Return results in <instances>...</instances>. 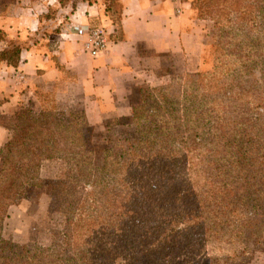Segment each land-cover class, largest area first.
<instances>
[{"label":"trees","instance_id":"trees-1","mask_svg":"<svg viewBox=\"0 0 264 264\" xmlns=\"http://www.w3.org/2000/svg\"><path fill=\"white\" fill-rule=\"evenodd\" d=\"M211 1L216 6L220 0ZM18 3L0 0V17ZM207 4L192 2L194 15L212 20ZM103 6L121 31V0H104ZM23 51L21 45L1 50L0 65L18 67ZM145 93L133 116L145 106ZM256 99V116L240 132L229 124L219 129L210 118L185 141L172 139L180 125L161 116V124L148 122L139 129L141 137L119 152L106 149L97 170L86 156L94 152L78 121L66 125L45 107L36 115L23 105L10 120L0 112V127L11 133L0 150V264H240L249 242L264 241V135L252 132L264 126V98ZM257 116L261 124L252 122ZM82 118L81 126H87L84 112ZM63 128L68 137L59 141ZM198 132L213 141L202 142ZM54 159L70 166L57 182L62 230L52 232L48 247L17 245L4 234L9 209L30 194L43 162ZM94 172L107 181L94 179ZM236 245L244 248L239 252ZM226 251L234 254H218Z\"/></svg>","mask_w":264,"mask_h":264},{"label":"rangeland","instance_id":"rangeland-1","mask_svg":"<svg viewBox=\"0 0 264 264\" xmlns=\"http://www.w3.org/2000/svg\"><path fill=\"white\" fill-rule=\"evenodd\" d=\"M205 1L211 5L213 19L206 16L207 19L202 20L194 15V19L202 23L198 33L206 43L204 56L196 62L197 67L192 71L176 74L173 69L163 68L159 80L142 84L140 89L146 91L148 99L143 109L137 110L134 116L132 108L123 112L119 119H109L106 126L101 128L92 127L89 123L81 126L84 109L80 102L71 103L70 99L58 97L55 93L41 96L40 92L10 110L3 107L8 99L2 95L0 112L6 120H10L23 105L30 107L36 115L45 107L46 110H53L66 125L73 120L78 121L87 148L93 149L94 153L86 156L92 157L95 170L103 168L106 149L119 152L127 142L139 139V129L151 121L161 124L165 119L171 123L177 120L180 126L175 133L178 137L174 135L172 139L181 138L183 141L190 130L202 126L210 118L213 125L220 123L219 129L221 125L229 124L240 132L244 127L242 123L256 116L255 103L258 99L255 98L260 95L264 98V0H220L216 6L211 0ZM83 3L103 4L104 0H19L5 16L0 17V23L10 17L17 24L12 33L0 30L4 32V37L0 39V51L14 45H21L25 51L49 38L59 43L56 35L70 31V19ZM198 5L206 7L201 3ZM258 119L257 116L252 122L261 124ZM260 128L258 132L252 130L254 137L261 132L264 135V126ZM58 130L59 141L61 137H68L66 128ZM164 132L161 134L164 135ZM8 134L10 138L9 131ZM198 136L203 137L202 142L213 141L203 132H198ZM59 144L62 152L65 151L63 142ZM176 147L181 148L180 145ZM84 167L87 168L85 164ZM69 168L63 160L43 162L40 179L34 181L30 194L19 205L9 209L4 223L6 239L21 246H50L52 232L60 231L64 220L61 213L62 186H57V182L64 178L66 172H70ZM93 178L100 182L107 181L95 172ZM247 245L249 254L240 264H264V241L257 245L249 242ZM235 247L239 252L244 248L241 245ZM231 253L218 252L221 256L229 257H232Z\"/></svg>","mask_w":264,"mask_h":264},{"label":"crops","instance_id":"crops-1","mask_svg":"<svg viewBox=\"0 0 264 264\" xmlns=\"http://www.w3.org/2000/svg\"><path fill=\"white\" fill-rule=\"evenodd\" d=\"M192 2L121 0V31L103 4H81L70 22L104 27L108 50L91 57L69 30L56 35L59 43L49 38L33 45L23 51L18 67L0 65V96L8 99L3 107L10 110L41 91L80 102L92 127L119 119L139 104L140 86L159 80L163 68L183 74L204 56L202 23L194 19ZM16 25L9 17L0 30L12 33ZM8 138L0 127V150Z\"/></svg>","mask_w":264,"mask_h":264},{"label":"built area","instance_id":"built-area-1","mask_svg":"<svg viewBox=\"0 0 264 264\" xmlns=\"http://www.w3.org/2000/svg\"><path fill=\"white\" fill-rule=\"evenodd\" d=\"M182 2L183 0H174ZM70 32L82 41L84 52L91 57H98L109 48V34L104 27H92L78 23H72L69 26ZM21 78V77H20Z\"/></svg>","mask_w":264,"mask_h":264}]
</instances>
